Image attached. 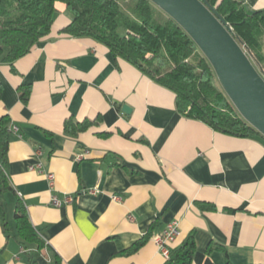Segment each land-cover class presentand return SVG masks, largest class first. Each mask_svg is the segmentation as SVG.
<instances>
[{
  "label": "crops",
  "instance_id": "crops-1",
  "mask_svg": "<svg viewBox=\"0 0 264 264\" xmlns=\"http://www.w3.org/2000/svg\"><path fill=\"white\" fill-rule=\"evenodd\" d=\"M245 2L264 8V0ZM63 4L48 36L14 62H0L13 234L7 238L0 220V263L29 264L12 231L21 199L44 241L38 264H164L154 238L172 220L180 234L170 250L195 236L191 264H264V138L182 114L174 92L105 44L61 33L72 20ZM70 118L97 123L72 136L64 128ZM214 246L226 248L229 261L222 250L207 251Z\"/></svg>",
  "mask_w": 264,
  "mask_h": 264
},
{
  "label": "trees",
  "instance_id": "trees-1",
  "mask_svg": "<svg viewBox=\"0 0 264 264\" xmlns=\"http://www.w3.org/2000/svg\"><path fill=\"white\" fill-rule=\"evenodd\" d=\"M59 2L72 13V20L61 33L92 37L105 44L116 57L127 60L174 92L176 106L185 116L224 133L264 138L240 114L221 84L220 88L216 87V72L189 33L163 9L167 17L163 21L157 19L155 3L151 0H136L131 6L133 16L124 9L121 0H0V62H14L51 33ZM208 2L231 26L236 39L264 77V8H253L245 0ZM28 95L29 88H25L22 98L26 100ZM95 123L97 120L70 118L64 128L66 133L76 136ZM10 136L9 121L3 118L0 123V220L7 238L13 235L5 211V195L12 190L7 176ZM14 218L15 237L26 252L29 264H38L35 253L43 249L44 241L32 225L21 199L16 202ZM149 236L128 251L138 249ZM195 248V236L190 233L181 245L170 250L164 264H191ZM213 249L222 250L229 261L226 248L214 246L207 251Z\"/></svg>",
  "mask_w": 264,
  "mask_h": 264
},
{
  "label": "water",
  "instance_id": "water-1",
  "mask_svg": "<svg viewBox=\"0 0 264 264\" xmlns=\"http://www.w3.org/2000/svg\"><path fill=\"white\" fill-rule=\"evenodd\" d=\"M175 19L210 61L240 114L264 135V77L208 0H151ZM123 111L131 108L123 105Z\"/></svg>",
  "mask_w": 264,
  "mask_h": 264
},
{
  "label": "built area",
  "instance_id": "built-area-1",
  "mask_svg": "<svg viewBox=\"0 0 264 264\" xmlns=\"http://www.w3.org/2000/svg\"><path fill=\"white\" fill-rule=\"evenodd\" d=\"M37 167L43 171L42 164H38ZM47 179L49 181L50 187L54 186L55 183V175L52 172H47L46 173ZM73 197L71 195H67L66 201H72ZM53 202L56 205H60L61 202L58 200L56 197H54ZM180 234V229H179V221L178 220H172L170 221L165 230L163 231L162 234L158 235L157 237L154 238L156 244L158 245L159 249L163 253V255L166 257V259L170 255V248L169 244L178 237Z\"/></svg>",
  "mask_w": 264,
  "mask_h": 264
},
{
  "label": "rangeland",
  "instance_id": "rangeland-1",
  "mask_svg": "<svg viewBox=\"0 0 264 264\" xmlns=\"http://www.w3.org/2000/svg\"><path fill=\"white\" fill-rule=\"evenodd\" d=\"M122 5L124 7V9L129 12L131 15V6L136 2V0H121ZM62 3V2H59ZM65 5V4H63ZM154 8V14L156 16L157 19L159 20H165V18L167 17V14L158 6V5H153ZM133 16V15H132ZM214 83L216 85L217 88H220V82L217 79H214ZM13 233L16 234V228L15 225L13 224V228H12Z\"/></svg>",
  "mask_w": 264,
  "mask_h": 264
}]
</instances>
